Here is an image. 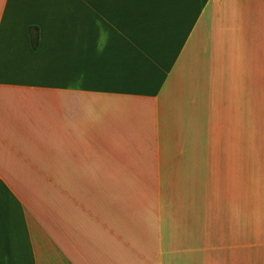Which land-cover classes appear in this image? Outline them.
Listing matches in <instances>:
<instances>
[{"label": "crops", "instance_id": "crops-1", "mask_svg": "<svg viewBox=\"0 0 264 264\" xmlns=\"http://www.w3.org/2000/svg\"><path fill=\"white\" fill-rule=\"evenodd\" d=\"M0 264H264V0H0Z\"/></svg>", "mask_w": 264, "mask_h": 264}, {"label": "clouds", "instance_id": "clouds-1", "mask_svg": "<svg viewBox=\"0 0 264 264\" xmlns=\"http://www.w3.org/2000/svg\"><path fill=\"white\" fill-rule=\"evenodd\" d=\"M96 27H97L99 35H101L103 37V40L105 42L103 46L97 45V47H96L97 54H101L104 51V47L107 46L109 34L103 29V26L101 25V23L99 21H97Z\"/></svg>", "mask_w": 264, "mask_h": 264}, {"label": "trees", "instance_id": "trees-1", "mask_svg": "<svg viewBox=\"0 0 264 264\" xmlns=\"http://www.w3.org/2000/svg\"><path fill=\"white\" fill-rule=\"evenodd\" d=\"M30 42H31V47L33 50H36L37 45H38V34L36 33L35 36L32 34L30 35Z\"/></svg>", "mask_w": 264, "mask_h": 264}]
</instances>
